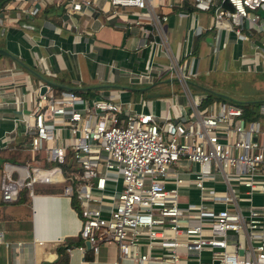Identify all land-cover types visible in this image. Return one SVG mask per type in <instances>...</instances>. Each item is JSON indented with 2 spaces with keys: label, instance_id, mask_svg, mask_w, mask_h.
<instances>
[{
  "label": "built area",
  "instance_id": "2783aa9c",
  "mask_svg": "<svg viewBox=\"0 0 264 264\" xmlns=\"http://www.w3.org/2000/svg\"><path fill=\"white\" fill-rule=\"evenodd\" d=\"M89 1L67 0L65 10ZM107 1L136 7L138 16L150 13L146 0ZM187 1L209 13L214 29L239 39L247 37L243 29L256 28L257 10H264V0ZM159 3L180 7L183 0ZM163 49L168 64L156 71L168 68L182 83L184 62ZM150 69L146 64L134 75L146 78ZM185 97V114L129 112L120 101L88 99L71 89L53 96L48 83L39 82L30 110L16 117L26 136L15 147L21 159L0 164V200L13 202L22 191L31 198L34 184H59L58 194L77 214V235L90 246L115 244L117 258L134 264H264V123L245 120L233 102L198 106L186 87ZM22 101L17 95V104ZM258 110L264 114V103ZM6 141L1 135V148ZM252 195L260 196L257 204Z\"/></svg>",
  "mask_w": 264,
  "mask_h": 264
},
{
  "label": "crops",
  "instance_id": "0c3cea01",
  "mask_svg": "<svg viewBox=\"0 0 264 264\" xmlns=\"http://www.w3.org/2000/svg\"><path fill=\"white\" fill-rule=\"evenodd\" d=\"M66 1L0 0L3 20L0 21V136L7 140L6 146L0 147L1 162L7 159L8 151L15 150L18 155L15 147L20 140L16 137L10 140L5 133L21 134L16 121L18 111L30 104L39 82L48 83L52 91L80 89V95L88 99H114L122 102L129 112L150 110L172 116L176 111L182 112L178 100L139 102L131 98L133 91L176 80L174 76L148 85L156 75L155 67L165 65L161 59L168 60L162 52L164 46L170 55L184 62V69L189 55L193 54V70H197L200 61L194 54L198 50L205 51L204 64L209 68L217 58L211 50L216 52L223 47L229 48L230 58L243 57L240 61L247 69L264 67L263 9L257 10L260 19L256 28L243 29L247 37L239 39L233 31H211L205 10L161 6L159 0H146L150 13L141 11L142 16H138L136 7L90 0L77 11L67 12ZM32 5L37 7L36 11L27 13L26 9ZM160 14L165 19L154 18ZM135 16L139 17L136 22ZM144 37L150 40L147 46L140 45ZM146 64L151 65L152 72L142 84L143 77L138 80L134 73L143 70ZM17 95L22 96L23 104H17ZM194 192L188 191L192 199ZM259 198L252 195L251 200L257 204ZM78 226L72 204L58 192L35 191L31 198L0 200V264H134L130 259L117 258V248L111 242L86 246L77 235ZM66 240L71 244L59 257L57 242Z\"/></svg>",
  "mask_w": 264,
  "mask_h": 264
},
{
  "label": "rangeland",
  "instance_id": "374dc122",
  "mask_svg": "<svg viewBox=\"0 0 264 264\" xmlns=\"http://www.w3.org/2000/svg\"><path fill=\"white\" fill-rule=\"evenodd\" d=\"M209 14V13H208ZM7 18V17H6ZM3 22L1 18V23ZM208 27L212 29V19L209 15ZM216 30V29H215ZM222 49L211 52L216 53L217 58L213 65L209 68L204 64L206 61L207 55L204 50L196 52L194 55L198 56L200 63L197 66V70L194 71L193 65V54L189 55L188 63L185 64L184 70V81L181 83L178 79L174 82L168 84H156L149 87H145L141 91H133V95L131 98L139 100V102H143L145 99H159L162 102L164 101H173L180 103L182 114L189 112L190 107L185 97V87L192 97L194 103L196 105H205L207 102L205 101L208 92H214L216 94L223 95L232 101H245L251 102L250 107L252 110L257 113L258 118L264 122L261 113L258 110L260 104L264 102V67L261 66L258 70L255 69H247L244 65L241 64V59L243 57H238L236 59H232L228 56L229 48L226 47L224 50ZM250 52V51H249ZM198 54V55H197ZM225 55V57H224ZM223 58H226V62L223 61ZM154 59V58H153ZM213 61V60H212ZM223 61V62H222ZM161 62L165 65L168 64V60L166 58L161 59ZM248 66V65H247ZM154 76L151 77V81L148 83L155 82L156 80H161L169 77H174L175 74L170 71V69L165 68L160 71L157 70L154 72ZM142 84L146 82L144 78L140 81ZM53 96H58V91L53 89ZM185 102V105L182 104ZM30 110V106H26V109L21 110L22 114L25 115L27 111ZM264 115V114H263ZM14 132L9 133L6 132V138L13 140V138L19 139L21 142L26 143V136L21 132L18 136L14 134ZM15 150H11L10 153H15ZM8 156V160H12L16 155ZM36 155H41V151H37ZM30 164L42 165V161L37 157L31 158ZM1 164V159H0Z\"/></svg>",
  "mask_w": 264,
  "mask_h": 264
},
{
  "label": "trees",
  "instance_id": "16d2710c",
  "mask_svg": "<svg viewBox=\"0 0 264 264\" xmlns=\"http://www.w3.org/2000/svg\"><path fill=\"white\" fill-rule=\"evenodd\" d=\"M182 8L184 9H187V10H190V9H193L194 7L186 2V1H183L182 5H181ZM74 92L80 94L82 93V90L78 89V90H73ZM212 99H222V100H225V101H228V102H233L235 103L236 105L240 106L241 109H242V117L246 120H249V119H255V118H258V115L257 113L255 114V112L252 110V108L250 107V103L251 102H245V101H232V100H229L227 97L223 96V95H220V94H216L214 92H208L207 96H206V100L205 101H210ZM201 105V104H200ZM262 115V118L264 119V115ZM8 153V156H13L15 153H10V151L7 152ZM16 155V154H15ZM17 159H21L19 158V155H16L14 158H12V160H17ZM60 189V186L59 184H52V183H44V184H34L33 186V190L34 191H42V192H58ZM23 196H25V193L24 191H22L20 193V195H18V197L16 198L15 201L19 200L20 198H23ZM79 242L76 241L74 242V244H77ZM59 244H57L56 246V251L57 253L59 254L58 256H62L63 254V251H64V248L69 246L71 244V242H69L68 240H66L65 242H57Z\"/></svg>",
  "mask_w": 264,
  "mask_h": 264
},
{
  "label": "water",
  "instance_id": "95a60500",
  "mask_svg": "<svg viewBox=\"0 0 264 264\" xmlns=\"http://www.w3.org/2000/svg\"><path fill=\"white\" fill-rule=\"evenodd\" d=\"M239 240H241V236L239 237ZM84 243H85L86 246H88V243L86 241ZM215 262H216V260H213V263H215Z\"/></svg>",
  "mask_w": 264,
  "mask_h": 264
}]
</instances>
